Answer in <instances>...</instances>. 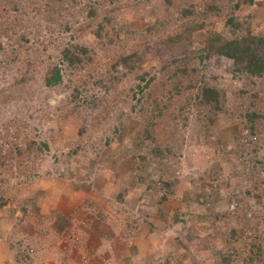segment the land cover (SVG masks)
<instances>
[{
	"label": "rangeland",
	"instance_id": "1",
	"mask_svg": "<svg viewBox=\"0 0 264 264\" xmlns=\"http://www.w3.org/2000/svg\"><path fill=\"white\" fill-rule=\"evenodd\" d=\"M231 16L264 36V0H0V264H264V75L203 56Z\"/></svg>",
	"mask_w": 264,
	"mask_h": 264
},
{
	"label": "trees",
	"instance_id": "2",
	"mask_svg": "<svg viewBox=\"0 0 264 264\" xmlns=\"http://www.w3.org/2000/svg\"><path fill=\"white\" fill-rule=\"evenodd\" d=\"M225 25L232 29L229 35L223 36L220 33H212L213 36H209V44L203 49V56L208 57L210 53L213 52L218 57L229 60L235 72H243L249 76L264 75V36H256L250 32H246L242 36L234 35V29L240 27L241 24L232 16L226 19ZM64 54L66 60H72L74 57L68 56L67 51H65ZM77 60H79V58ZM61 79L62 76L60 71L55 67L51 69L50 75L47 76L45 83L47 85H53ZM202 97L207 105H211L214 109H218L219 91H217V89L204 85ZM248 116L250 119H253V117L257 115L252 112L251 115L248 114Z\"/></svg>",
	"mask_w": 264,
	"mask_h": 264
}]
</instances>
